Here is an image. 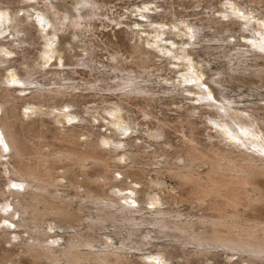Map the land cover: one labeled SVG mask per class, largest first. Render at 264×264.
<instances>
[{
  "label": "bare ground",
  "instance_id": "1",
  "mask_svg": "<svg viewBox=\"0 0 264 264\" xmlns=\"http://www.w3.org/2000/svg\"><path fill=\"white\" fill-rule=\"evenodd\" d=\"M25 1L29 2V0ZM72 1L73 3L75 1V4L80 2V7L63 3L62 0H38V4L44 2V9H42L44 13L41 12V15L48 14L52 17L50 20L52 25L39 20V24L44 25L41 30L42 34L38 38L42 49L39 55L33 59L24 52L25 44L32 45L35 41L31 40L35 39L34 37L26 38L29 37L28 34L31 31L29 29L31 24L25 25L26 19L29 20V17L32 16L29 11L24 13V17L10 11L13 12L12 19H10L12 23L11 36L3 34L1 27L5 17L0 19V49L3 46L8 47V51L2 49L0 52V133L4 137L3 139L0 135V198H2L0 206L5 211L3 214L9 212V209L13 207V212L4 220L9 219L13 222V219L20 216V220L15 222L16 227L25 228L24 232L29 234L28 238L22 239L24 240L21 246L22 254L29 256L33 264H136L131 261L130 251L141 250L143 246L149 245L151 240L160 239L161 237H158L157 234L159 232L160 235L171 238L170 241L176 239L180 242L187 256H207L212 250L226 249L240 254L247 264H258L256 261L264 263V214L257 209L258 205L264 202V155L258 154L260 152L255 154L248 149H241L236 146L237 144H233L224 137L218 142L210 141L209 144H202L196 138V130L199 127L194 120L200 115V111L199 113L192 111L198 108L210 109V111L213 109L209 116L210 119L222 122L231 119L239 129L251 132V128L257 127V129L260 128L259 130L263 128L264 114L261 112H264V108L257 104L247 108L239 107L235 99L227 97L226 91L222 89V84L223 81L239 82L241 78L234 76L231 78L233 74L228 70L217 72L211 77V81L212 84L220 88V92L216 95V99L212 100L213 103L206 102V104L197 100L200 105L191 106L189 109H186V106L181 107V110L185 109L186 113L179 115L177 122L185 130L181 147L179 150L177 149L174 157L176 160L183 158L185 164L176 165L168 161L164 165V163L154 162L158 167L156 171L159 173L158 177L163 173L172 175L178 181V190L167 188L166 182L158 178L151 180L152 186L149 190L147 189L148 192L146 191L148 197L141 199L139 196L145 191L139 190L135 183L142 184V182L133 179L132 183H126L124 180L118 181L110 168L113 157H120L121 160L129 157L133 160L134 165H131L133 168L141 164L146 157L144 155L149 154L148 151H156V147L151 149L150 145L146 146L148 149L145 151L143 149V153L140 152L141 149L132 153L124 150L132 146L139 148L140 145L132 144L131 141L132 145H128L129 142L123 141L122 137L132 139L133 133L138 132L140 124L134 119L131 123L128 119L132 130L131 134L124 132L116 135L117 130L114 128L111 130L112 134H102V137H106V143H109L111 138L114 143V148L106 150L101 147L104 146V143L101 144L99 138H95V132L89 130L88 133L80 134L76 130L77 125L80 124L70 123L68 125L65 120L75 114L69 110V104L73 103V100H69V98L73 99L78 96L76 92L85 90L96 93L94 96H100V99L103 100L102 103L109 101L107 100L109 96L101 94L103 92L119 97L117 107H114L113 116L115 118L119 119L122 111H126L127 114L133 111L131 105L136 106L145 117H155L154 112L138 103V100L144 99L151 106V102L157 99L158 92L153 86V77L161 71L154 62V57L158 56L146 49L142 37H135V42L130 45L128 53L111 51L108 61H101L97 55L98 45L94 41L86 39L87 37L84 35L85 32H89V34L93 32L96 21L100 20L103 13L106 15L104 12L106 5L100 0ZM35 5L37 6V4ZM148 11H144V17L149 20L150 25H153L154 17L150 13H146ZM153 11L156 12L157 9ZM234 15L238 18L240 13H234ZM0 17H2V13H0ZM242 17L246 21V15L242 13ZM174 18L178 17L176 18L174 15ZM42 19L46 20V17L43 16ZM237 21L239 20L236 19L234 22ZM123 23L121 20L117 21V24ZM212 23L216 27H222V23L216 19H212ZM212 23L209 20L207 23L209 27H200L196 24L190 26L188 22L187 24L182 22V26L187 29L194 27V30L190 31L195 38V42L193 41L191 44L193 50L197 51L202 47L211 53L224 49L220 54L229 59L228 64L233 71H239L246 79L251 75L260 81L261 85L252 86L251 91L264 88V65H258L252 69L246 63L249 53L256 56L255 54L262 49H256V45H254L253 49L256 51L250 50L249 52L247 48L236 49L235 54L227 52L229 42L226 38L206 40L204 31L206 28L210 29ZM243 23L240 21L241 27H244ZM48 25L51 27L49 31L46 28ZM154 25L156 26V23ZM33 26L36 25L33 23ZM174 26V29L180 32L179 34L190 37V33L183 31L181 25ZM223 27L225 26L223 25ZM164 29L166 28L155 27L152 32L161 36L166 33L163 32ZM66 34L71 36V40H65L66 42H61L59 46L53 41L58 37L63 39L62 36ZM196 37L198 38L196 39ZM4 38L9 41L7 42ZM16 42L18 45L15 44ZM9 45L18 46L17 48L25 54V62H20L21 67H18L19 71L24 72L21 75L19 73V81L22 83L19 84V87L9 85L4 75V71L7 73L6 76L14 75V72L8 74L9 70L14 69V66L10 65L12 59L9 58L10 54L8 53L15 52L13 49H9L11 48ZM235 45H241L239 40ZM78 48L82 49L84 54H80ZM110 49L108 50L110 51ZM62 55H64L65 64L58 63L62 59ZM260 58L264 59V57ZM53 59H56L54 64L51 63ZM167 62L172 64L171 61L165 63ZM82 67L90 71V73L87 72L90 74V79L84 78L77 81L73 76L79 73V69ZM96 73H106V76L96 75ZM170 79H166L169 84L168 89L164 87L163 89L164 91L169 90L168 94L171 97L176 94L194 92L190 87L169 82ZM182 96L194 100V98ZM45 108L48 111L49 121L44 118L46 115L40 111ZM23 109L24 115H42L43 118L39 117L40 120L36 121L34 117H24L28 121L33 119L26 122L21 115ZM87 111L92 114L97 112L92 108ZM55 112L60 116L52 114ZM107 112L110 110L107 109ZM36 118L38 119V117ZM102 119L106 118L101 115L97 121H102ZM79 120L85 124L88 121L83 116ZM160 122L161 125L158 126L156 132L149 130L152 136L156 135L157 137L165 134V127L169 125L168 121L160 120ZM50 124L54 126L51 129ZM47 131H50L52 135L48 139ZM82 136H88V140L82 142ZM212 138L214 136L210 134L208 139ZM84 145H86L85 148ZM45 147H49L50 150L45 151ZM161 151L163 156L170 159L173 157L163 147ZM61 168L65 169L63 173L59 172ZM132 168L120 172L121 175L128 178H131L132 174L134 177H140L144 171L139 169L140 172H137L138 170L132 172ZM92 169L96 171L95 174H92ZM80 176L83 180L80 179ZM4 177L11 181L8 183V189L2 188L1 179ZM13 181L25 183V191L16 189ZM115 181L117 183H114ZM81 187L84 188L82 191ZM69 189L74 190V194H71ZM166 190H168L167 197H164L161 191L166 193ZM109 191L114 195H111ZM80 198L82 201L78 204L76 201ZM182 202L197 205L201 207V210L203 208L205 213L201 216H192L171 208H164L167 204L173 206ZM88 205L91 208L94 207L96 211L92 213L90 209H86L89 207ZM241 206L248 208V213L242 212ZM82 215H86L84 221H80ZM51 220L57 223L56 228L63 231V234H52L48 231L47 227L49 228L53 224L48 222ZM78 221H80L78 223L80 226L76 225ZM145 225L153 226V229H143ZM157 226L159 229L156 230ZM112 228H114L113 233L103 232L110 235L112 240L98 239V232L108 231ZM142 231H146L144 237H141ZM66 234L68 235L67 240L65 239L66 241L61 243L59 239L66 237ZM12 236L11 231L3 229L0 234V243H2V238L6 242H10ZM55 237H58L56 241L50 240ZM19 238H23L22 235ZM136 239L138 241L142 239L144 243H138ZM188 245L193 246L192 251H186ZM13 255L11 252L0 255V264H8L10 261L15 263L12 259ZM170 259L171 254L168 251L164 252L163 258H161L162 263L166 264Z\"/></svg>",
  "mask_w": 264,
  "mask_h": 264
},
{
  "label": "rangeland",
  "instance_id": "2",
  "mask_svg": "<svg viewBox=\"0 0 264 264\" xmlns=\"http://www.w3.org/2000/svg\"><path fill=\"white\" fill-rule=\"evenodd\" d=\"M100 1L101 2L103 1L104 4L106 5V9H104L106 15H104L103 13V16L100 18V20L96 21V27L93 30V32H91L90 34L89 32L88 33L85 32L84 36L87 37L86 39L92 40L94 41V43H96V45H98V47L96 48L98 59H100L101 61L104 60V62L105 61L107 62L109 58L108 56H110V54L116 50L120 51L121 53H128L130 45L131 44L133 45L135 42V37L143 38L146 49L154 52L156 56H158V57H154V62L159 66L161 71L157 72L158 75L153 77V86L156 92H158V95L156 96L157 99L151 102L152 103L151 106L144 99H143L144 101L142 99H139L138 103H140L143 106H146L148 110L151 109L150 111L154 112L155 117L147 118L141 113V111L136 106L131 105V108L133 110L130 112L131 114L130 113L127 114L126 111H122L120 112L119 119L115 118L113 116L114 107H117V102L118 100H120L119 97L117 98V96L112 95V93L103 92L101 94H105L109 96L107 97L108 98L107 100L109 101H106V103L105 102L102 103L103 100L100 99V96H94L96 93H92L90 91L85 90L82 92L81 91L76 92L78 96L74 97L73 99L69 98V100H73L72 101L73 103H70L68 106L69 110L74 112L75 114H72L71 117L66 118L65 122L68 125H70V123L80 124L77 125L78 127L76 128V130H78L80 134L88 133L89 130L90 132L93 133L95 132V138L98 137L101 144L104 143V146L101 145L100 146L103 149L109 150L114 148V143L112 142V138L109 139L110 140L109 143H106L105 141L106 137L104 136L102 137V134L103 135L104 133L106 134L108 133V135L112 134L111 130L113 128L117 130L116 135H118V133H124V132L131 134L132 130L130 129V124L128 122V119H130L131 123L132 121L135 120L138 124H140L138 132L133 133L132 139H128V137H122V139L123 141H128L129 142L128 145H132L136 143L140 146L139 148L136 146H132L124 150H128L130 151V153H132V152H138L137 150L141 149L140 152L143 153L145 149H148V147L146 146L150 145V147H152L151 149H155L156 147V151H148L149 154L144 155L146 157L142 160L141 164L133 168L131 167V165H134L133 160H131L129 157L123 160H121L120 157H113L110 163L112 174H115L114 176L116 177V179H118V181L124 180L126 183H132L133 182L132 179L135 181L137 180L141 181L142 184L135 183V185H137L139 190L145 191L142 192V194L139 196L141 197V199L142 198L146 199V197H148L147 196L148 193H146V191L148 192L149 188H151L152 186L151 180H156L158 178H160L161 180L163 179V181L166 182L167 188L169 189L174 188L175 190H178L177 189L178 181L172 175L168 173L165 174L163 173L160 174L158 177L159 173L156 172L158 170V167H156L154 162L164 163V165H166V162L168 161L169 162L171 161L176 165L185 164V160L183 158L181 160H176L175 159L176 157H174L176 155L175 153H177V149L179 150L181 147L182 138H183L182 136L185 130L178 124L177 122L178 117L179 115L181 114L184 115L186 113L185 109L181 110L182 106L183 107L186 106L185 108L189 109L191 106L200 105L197 100L202 101V103L203 102L213 103L212 100L216 99V95L219 94L220 88L212 84L213 82L211 81V77H213L217 72L227 71V70L231 74H233L231 78H233V76L238 78L240 77L241 81L239 82L223 81L224 83L222 84V89L226 91L227 97L235 99V101H237V105L241 108H247L250 106H254L255 104H257L261 108L262 107L264 108V88L256 89V91L250 90L252 89L251 88L252 86L255 87L261 85L259 84L260 81L257 80L256 77L251 75L250 77L249 76L247 77L248 79H246L242 77V74H240L239 71H233L228 64L229 59L225 58L223 54H220V52H222L224 49H220V50H216L215 52L212 51L211 53H208L206 49H202V47H200L199 50L194 51L191 44L193 41L195 42V38L194 35L190 33V31L194 30V27H190V29H187L186 27L182 26V22L184 24H187L188 22L190 26L191 24L192 25L196 24L200 27H204V26L209 27L208 26L209 24H207L209 23V20H211L212 23V19H216L217 21L222 23V27H216V25L212 23L211 26L213 28L212 27H210V29L206 28L204 31L206 40L210 38H214L217 40L218 38L221 37L226 38L227 41L229 42L227 44L229 45L227 46V52H230L231 54H235L236 49L244 50L248 48L249 52L250 50L256 51L255 49H253L254 45H256V49L261 48L262 50H259L255 54L256 56H252L249 53L248 59L246 58L247 61L246 63L248 67L253 69L255 66L257 67L258 65H264V59L260 58V57H264V0H230V1H226V0H157V1L156 0H100ZM62 2L68 3L70 5L74 4L75 7L77 6L80 7V2L76 4L75 1L73 3L72 0H62ZM30 4L34 6L28 7L31 6ZM35 4H37V6ZM43 5L44 2L42 3L40 2L38 4V0H29V2L26 1L24 2V0H0V13H2V17H0V19H4L5 17V19L3 20V26L1 27V30H3L4 32L3 34L6 36H11L12 23L10 19H12L11 15L13 12L18 13L19 15H21V17H24L25 16L24 13L28 11L30 15H32L31 17H29V20L26 19L25 25L31 24V26H29V29L32 31V33H30L31 31H29L28 34L29 37L26 38L30 39L34 37L35 39L32 38L31 40H35L34 41L35 43L33 42L32 45H30V43H27L28 45L25 44L24 46V52L32 59L35 58L36 55H39L40 50L42 49V45L40 44V40H38V38L39 35L42 34L41 30L42 28H44V25H40L39 20H42L43 23H50V20L52 19V17H50L48 14L41 15V12L44 13V11H42V9H44ZM212 8L213 11L211 10ZM148 9H151V11H148ZM154 9H157V11L154 12L153 11ZM232 9L236 12H234ZM10 11L13 12L11 13ZM144 11H148L146 13H150L154 17L153 25H150L149 20L144 17L145 14ZM234 13H240V15H238V18L236 17V15H234ZM242 13L243 15H246V21L244 20V17H242ZM174 15H176V18L177 17L178 18L175 19ZM43 16L46 17V20L42 19ZM236 19L239 21L234 22ZM118 20H121V22L123 21L124 23L117 24ZM240 21L244 22L243 23L244 27H241ZM33 23L36 26H33ZM155 23L156 26L154 25ZM229 24L232 26H230ZM50 25L52 24L50 23ZM50 25L46 27L47 31L50 30L51 28ZM174 25L176 26L181 25L182 26L181 29L187 33H190V37L188 35L179 34L180 32L177 29H174L175 28ZM223 25L225 27H223ZM260 25H262V27H260ZM155 27H165L166 29H164L163 32L166 33H164V35L161 36L155 35L154 32H152L153 28ZM62 37L63 39H60V37L54 38L53 41L56 42V44H58L59 46L61 42H66L65 40L67 41L71 40L70 35L66 34ZM197 38L198 37H196V39ZM4 39L6 40V38ZM10 40H12V38H10ZM237 40H239L241 45L238 46L235 45ZM6 41L8 42L9 40L7 39ZM15 44L18 45L17 42ZM9 47H11L9 49H13L15 52L10 51V53H8L10 54L9 58L12 59V63L10 65L14 66V69L9 70L8 74L14 72V75L6 76L7 74L6 71H4V75L9 85H13L14 87H19V84L20 85L22 84L19 81L20 80L19 73L21 75L24 72L21 70L19 71L18 67H21V63L24 61L25 54L22 53V51L17 48L18 46L9 45ZM110 47L112 50L110 49ZM2 49L4 51L5 50L8 51V47L6 46H3ZM2 49H0V52ZM108 49H110V51ZM77 50L80 54H84V51H82V49L80 50V48H78ZM4 55H6V53H4ZM166 61H171L172 64H168V62L165 63ZM51 63L52 64L56 63V59L51 60ZM58 63L65 64L64 55H62V59H60ZM16 68L18 69L16 70ZM87 72L90 73V71H88L87 68L82 67L79 69V73L75 74L73 77L76 78L77 81H81V79L84 78L90 79V74ZM102 74L106 76V73H96V75H102ZM108 75H111V73H108ZM159 75H163V76L158 77ZM168 78H171L169 80V82L171 83L172 82L180 83L183 87L185 86L192 88L194 90L193 93L192 92L182 93V95L188 96L190 98H194V100L187 99L186 97L177 94L171 97V95L168 94L169 90L164 91L163 89V87L165 89H168L169 84H167L166 82V79ZM14 82L18 83V85H16V83ZM79 95L82 96L80 97ZM111 105L112 107H110ZM126 106L129 107L127 104ZM90 108L97 110V112L94 114L88 112L87 110ZM24 109L21 111V115L23 119L24 117H34V120L38 121L40 120V118L41 119L43 118L42 115L39 116L24 115ZM107 109H109L110 112H107ZM40 111H42V113L46 115V117L44 118L47 119V121H49V116L47 115L48 111L46 110V108L43 110L40 109ZM192 111H195L197 113H199L200 111V115H198V117H196L194 120L198 123V127H199V128L197 127L198 130H196L197 131L196 138L200 140L202 144H209L210 141L218 142L219 139H223L224 137L229 139V141L233 142V144H237L236 146L240 147L241 149H248L251 152H254L255 154H257V152H260L258 154L264 155V130H262L264 129V125H262L263 128L261 130H259L260 128L257 129V127H255L254 129L251 128V132L250 131L248 132L246 130L243 131L241 128L240 130L239 127L231 119L225 120L224 122H222L221 120L210 119L209 116L212 114L213 109L212 111H210V109L198 108L196 110L193 109ZM261 113L264 114L263 111ZM52 114L56 116H60L59 113L57 112ZM101 115L104 116L106 119H102V121H97V118L100 117ZM82 116L88 120L86 121V124L85 122L84 123L80 122L79 119H82ZM36 117H38V119ZM243 119L246 120L245 117H243ZM24 120L26 122H30L33 119H30V121H28V119H24ZM90 120L91 122H89ZM160 120L168 121L169 125L168 127H165V134L158 135L157 137L156 135L152 136L150 132L157 131L158 126L161 125ZM50 122L52 121L50 120ZM107 123L110 124V126H108ZM50 125H51L49 126L50 129L54 127L52 124ZM83 128L85 129L83 130ZM82 130L83 132H81ZM49 132L50 131L46 132L47 139L52 136L51 132L50 133ZM210 134L214 136V138L208 139V136H210ZM0 135H2V133H0ZM1 137L4 139L3 135ZM84 140L87 141L88 136H82L81 141L83 142ZM130 141L132 144L130 143ZM220 145L222 146V144ZM85 147L86 145H84V148ZM162 147L163 149L167 150L173 155L171 159L162 155L163 154L161 151ZM49 150H50L49 147H45V151L48 152ZM8 152L10 153V151ZM119 152L122 153V151ZM128 168L129 169L132 168L133 169L132 172H136L137 170H138L137 172H140V170H144V171L141 173L140 177L135 176L136 179L133 174L131 175V178H128L127 176L124 177L123 175H121L120 172H123L124 170H129ZM64 170L61 168L59 172L63 173ZM91 171L93 172L92 174L96 173V171L93 169ZM116 171H118V173H115ZM80 179L83 180L81 176ZM1 182H2L1 184L4 186L3 187L1 185L2 188L8 189V183H10L11 181L7 177H4V179L3 178L1 179ZM64 182L68 183V181H64ZM13 183L16 189L18 190L22 189L21 191H25L26 188L25 183L19 181H13ZM114 183L117 182L115 181ZM83 189H84L83 187L80 188L81 191ZM69 190L71 194H74V190L72 189ZM168 190H166V193L161 191L164 197H167ZM110 194L114 195L113 192ZM0 200H2V198H0ZM81 201L82 198L78 199V201L76 202H78L79 204ZM263 203L261 205L260 204L258 205L259 208L257 207L258 210L263 212V213L261 212L262 214H264ZM88 206L89 207H87L86 209H90L92 213L96 211L94 207L91 208L90 205ZM164 208L165 209L171 208L176 211H181L182 213H186L188 215L191 214L192 216L195 215L201 216L202 214L205 213L203 208L202 211L201 207H198L197 205H191L186 202L175 204L173 206L167 204L164 206ZM240 209L242 212L248 213V208H246L245 206H241ZM3 211L4 210L0 206V219H1L0 234L3 232V229H6L11 231L13 236L10 242H6V240H3V238L1 239L2 243H0V255H6L9 254L10 252L14 254L12 259L14 260L15 263H13V261H10L8 264H33L29 256L22 254L23 249L21 248V246L23 243L22 241H24L22 239L28 238L29 234L28 232H24L26 230L25 228L16 227L15 222L20 220V216L19 217L17 216L15 219H13V222L10 221L9 219L4 220L13 212V207H11L9 209V212L5 214H3ZM86 213H88V211H86ZM84 217H86V215L80 216V221H84ZM138 219H140V217H138ZM80 221L76 223L77 226H80L78 225ZM48 222L53 223L51 224L52 225L51 227L49 228L47 227L50 233L63 234V231L56 228L57 223L54 220ZM147 228L153 229V226L150 227L149 225L147 227V225H145L143 227V229H147ZM157 229H159V226H157L156 230ZM101 231L97 233L98 239L112 240V237H110V235H106L103 232L113 233L114 228L108 231L107 230H101ZM142 232L143 234L141 235V237H144V235H146V231H142ZM157 234L158 237L159 236L161 237L160 239L151 240V243L149 245L147 244L146 246H143L141 250L130 251L131 254L130 258L132 262H135L136 264H164L162 263L161 258H163L164 252L168 251L171 254V259L166 264H189V263L190 264H247V262L243 261V258L241 257L240 254H237L236 252L233 251L232 252L227 251L226 249L212 250V252L207 256L200 255L199 257L195 255H190L191 256L190 257L186 255L185 251L181 247V243L178 242L176 239H173L174 241H170L169 239L171 238H167L163 235H160L159 232H157ZM21 235L23 238H19L21 237ZM50 236L52 237V235ZM154 236H156V234H154ZM58 237L60 236L58 235ZM58 237H55L50 240L56 241ZM67 238L68 235L66 234V237H62V239L60 238L59 240L61 241V243H64L67 240ZM116 241H118V239H116ZM136 241H138V239H136ZM138 243H144V241L140 239ZM116 245H118V243H116ZM192 250H193V246L188 245L186 251L188 252ZM229 252L231 255L228 254ZM256 262L258 264H264L263 262L260 263V261H256Z\"/></svg>",
  "mask_w": 264,
  "mask_h": 264
}]
</instances>
